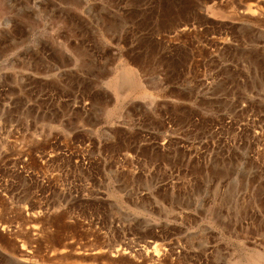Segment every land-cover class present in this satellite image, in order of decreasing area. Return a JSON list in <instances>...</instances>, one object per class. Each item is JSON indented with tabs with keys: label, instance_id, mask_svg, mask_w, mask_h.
I'll list each match as a JSON object with an SVG mask.
<instances>
[{
	"label": "rangeland",
	"instance_id": "374dc122",
	"mask_svg": "<svg viewBox=\"0 0 264 264\" xmlns=\"http://www.w3.org/2000/svg\"><path fill=\"white\" fill-rule=\"evenodd\" d=\"M0 264H264V0H0Z\"/></svg>",
	"mask_w": 264,
	"mask_h": 264
},
{
	"label": "crops",
	"instance_id": "0c3cea01",
	"mask_svg": "<svg viewBox=\"0 0 264 264\" xmlns=\"http://www.w3.org/2000/svg\"><path fill=\"white\" fill-rule=\"evenodd\" d=\"M165 101L167 102L168 99L165 100ZM172 112L173 111H171L167 107H165L164 109H162L160 111V119H161V122H162V128L167 130V133H166L167 136L169 135L168 134V130H171V125H169L170 128H168V122L170 121V118H172V116H173ZM150 124H151V127H152L151 130H153V131L156 130V128H159V127H156L157 125L153 122V120H152V122H150ZM173 130H175V129L173 128ZM146 143L150 144L152 147L159 148L160 150L165 151V153H167V154L171 152L170 149L175 150V152H182V153L186 152L185 151V147H184L183 144L177 145L174 148V147H171L169 145H164L166 143V140L165 141H161V142H156L157 145H156V143L154 144V142H143V141H141L140 142L141 148L145 147L144 145H146ZM196 156H198V155H196ZM193 160L196 161V162H199V163H204V164H208V163L213 162V159L206 160V159H203V158H196V159L193 158ZM175 161L176 160H174L173 158L171 159L170 156L168 158L149 159V161L145 160V162H144L145 168H144V166L142 168V165H141V169L142 170H140V171L146 177H148V178L150 177V179H155V180H158V181H165L163 176L165 174L168 175L167 172L171 171L172 165L178 164ZM184 163H186V159L181 164L184 165ZM134 172L137 174L139 171L136 169V170H134ZM166 178H167V176H166Z\"/></svg>",
	"mask_w": 264,
	"mask_h": 264
}]
</instances>
